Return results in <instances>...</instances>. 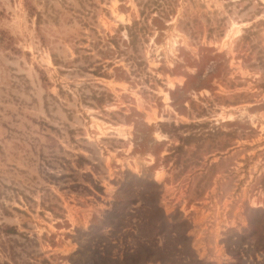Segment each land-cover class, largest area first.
Returning a JSON list of instances; mask_svg holds the SVG:
<instances>
[{
  "label": "rangeland",
  "instance_id": "374dc122",
  "mask_svg": "<svg viewBox=\"0 0 264 264\" xmlns=\"http://www.w3.org/2000/svg\"><path fill=\"white\" fill-rule=\"evenodd\" d=\"M0 264H264V0H0Z\"/></svg>",
  "mask_w": 264,
  "mask_h": 264
}]
</instances>
